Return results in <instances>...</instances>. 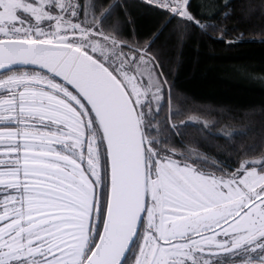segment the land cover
<instances>
[{
	"label": "snow or ice",
	"instance_id": "6c2138e0",
	"mask_svg": "<svg viewBox=\"0 0 264 264\" xmlns=\"http://www.w3.org/2000/svg\"><path fill=\"white\" fill-rule=\"evenodd\" d=\"M254 7L0 0V264H264V140L185 141L171 79L193 35L264 45Z\"/></svg>",
	"mask_w": 264,
	"mask_h": 264
},
{
	"label": "trees",
	"instance_id": "16d2710c",
	"mask_svg": "<svg viewBox=\"0 0 264 264\" xmlns=\"http://www.w3.org/2000/svg\"><path fill=\"white\" fill-rule=\"evenodd\" d=\"M259 26L260 5L251 0ZM145 29L150 27L142 21ZM264 45L243 43L229 49L199 35L187 39L172 57L171 79L179 104L190 116L182 128L185 141L209 148L224 144V128L246 134L233 138V146H258L264 140ZM207 118V125H205Z\"/></svg>",
	"mask_w": 264,
	"mask_h": 264
},
{
	"label": "rangeland",
	"instance_id": "374dc122",
	"mask_svg": "<svg viewBox=\"0 0 264 264\" xmlns=\"http://www.w3.org/2000/svg\"><path fill=\"white\" fill-rule=\"evenodd\" d=\"M192 122L196 121V120H191Z\"/></svg>",
	"mask_w": 264,
	"mask_h": 264
}]
</instances>
